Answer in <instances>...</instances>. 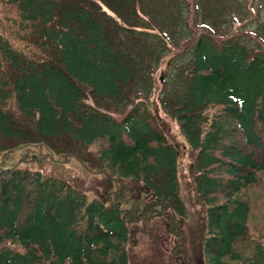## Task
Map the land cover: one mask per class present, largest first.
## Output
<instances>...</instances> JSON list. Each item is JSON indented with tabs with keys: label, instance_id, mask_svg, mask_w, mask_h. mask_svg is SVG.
<instances>
[{
	"label": "trees",
	"instance_id": "obj_1",
	"mask_svg": "<svg viewBox=\"0 0 264 264\" xmlns=\"http://www.w3.org/2000/svg\"><path fill=\"white\" fill-rule=\"evenodd\" d=\"M8 1L0 264H129L138 215L177 216L178 150L152 120V87L135 86L172 46L189 52L187 78L160 101L198 150L205 264H264V51L220 42L179 9L182 38L145 0Z\"/></svg>",
	"mask_w": 264,
	"mask_h": 264
},
{
	"label": "rangeland",
	"instance_id": "obj_2",
	"mask_svg": "<svg viewBox=\"0 0 264 264\" xmlns=\"http://www.w3.org/2000/svg\"><path fill=\"white\" fill-rule=\"evenodd\" d=\"M144 4L146 10L153 15L155 7L156 12L163 16L162 20L181 28L182 38L186 37L183 32L187 31L188 38L192 31L180 26V23H185V19L177 15L179 9L192 22L195 21L198 30L208 29L209 35L214 34L213 37H217L220 42L235 37L253 49L264 51V0H182L180 8H177L174 1L167 0H145ZM13 14L10 2L0 0V25L8 26L7 22H11L9 18ZM165 35L175 38L173 31H166ZM182 38L175 40L180 41ZM156 43L155 39L151 48L158 45ZM185 50L186 47H169L159 60L152 78L142 76L135 83L137 87L143 83L144 89L152 87L148 99L144 100L155 125L177 147L179 188L175 199L176 217H168L162 209L138 215L136 225L139 229L131 233L128 243L129 264H205L203 235L207 225L208 199L197 187L200 172L196 162L198 150L181 130L177 117L167 111L169 109L164 108L160 101V91L164 85L169 97L179 98L183 94L187 78L185 55H189ZM175 52L181 58L179 65L170 66ZM144 102L142 101L147 107Z\"/></svg>",
	"mask_w": 264,
	"mask_h": 264
}]
</instances>
